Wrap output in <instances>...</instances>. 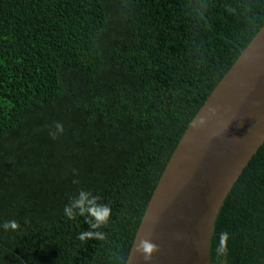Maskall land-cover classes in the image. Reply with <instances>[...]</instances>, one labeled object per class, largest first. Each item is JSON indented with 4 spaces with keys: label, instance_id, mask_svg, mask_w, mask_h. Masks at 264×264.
I'll list each match as a JSON object with an SVG mask.
<instances>
[{
    "label": "trees",
    "instance_id": "16d2710c",
    "mask_svg": "<svg viewBox=\"0 0 264 264\" xmlns=\"http://www.w3.org/2000/svg\"><path fill=\"white\" fill-rule=\"evenodd\" d=\"M263 24L264 0H0V264H125L181 135ZM209 251L264 264V143Z\"/></svg>",
    "mask_w": 264,
    "mask_h": 264
},
{
    "label": "water",
    "instance_id": "95a60500",
    "mask_svg": "<svg viewBox=\"0 0 264 264\" xmlns=\"http://www.w3.org/2000/svg\"><path fill=\"white\" fill-rule=\"evenodd\" d=\"M248 43L181 135L125 264H212L219 207L264 143V24ZM142 239L158 246L150 260L137 251Z\"/></svg>",
    "mask_w": 264,
    "mask_h": 264
},
{
    "label": "clouds",
    "instance_id": "9594fccd",
    "mask_svg": "<svg viewBox=\"0 0 264 264\" xmlns=\"http://www.w3.org/2000/svg\"><path fill=\"white\" fill-rule=\"evenodd\" d=\"M209 111H214V109H209ZM206 123L205 118L202 116L199 119V123L197 124H193V127H197V126H202ZM56 126L59 128L60 132H63V125L57 123ZM53 139H55V136H52ZM75 182V181H74ZM79 195L81 197V199L79 200H75V197L70 198V200L74 201L75 206L79 207L81 209L80 211V215L84 214V191L83 189L79 190ZM98 199V197H94L92 201H89V205L90 207L87 209V212L96 218V220L98 221V223H105L107 222L108 218L111 216L112 214V210L110 208V206H103V207H99L96 206L95 204V200ZM64 214L68 219H75L76 218V214L72 211L71 207L69 206V204L65 205L64 207ZM87 222V221H86ZM2 227L7 231V230H12V231H16L19 229L20 225L16 220H9L6 221ZM228 237L229 234L227 232H222L220 234L219 237V246L217 248V253L218 254H226L227 252V241H228ZM94 238L93 237V233L88 232V233H83L81 232L78 236V239H80L81 241H85L87 239H91ZM95 238H100L102 239L103 237H95ZM158 250V246L155 245L154 243H151L148 240H141L140 244L137 248V251L142 252L144 254V258L145 260H150L151 259V255L153 252Z\"/></svg>",
    "mask_w": 264,
    "mask_h": 264
}]
</instances>
